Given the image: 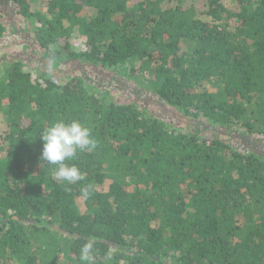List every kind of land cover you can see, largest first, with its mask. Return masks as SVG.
<instances>
[{"label": "trees", "instance_id": "obj_1", "mask_svg": "<svg viewBox=\"0 0 264 264\" xmlns=\"http://www.w3.org/2000/svg\"><path fill=\"white\" fill-rule=\"evenodd\" d=\"M0 1L55 63L148 85L196 125L117 102L84 74L57 81L2 62L0 264H82L90 239L94 264H264V156L212 135L264 140V0H47L45 15ZM61 119L97 142L68 161L83 174L70 185L40 160L41 133Z\"/></svg>", "mask_w": 264, "mask_h": 264}, {"label": "rangeland", "instance_id": "obj_2", "mask_svg": "<svg viewBox=\"0 0 264 264\" xmlns=\"http://www.w3.org/2000/svg\"><path fill=\"white\" fill-rule=\"evenodd\" d=\"M222 1L227 8L234 9L236 7L233 0ZM27 2L31 13L41 12L42 15L46 14L47 0H27ZM202 5L203 2L201 0H193V6L197 10ZM200 20L209 21L205 16H200ZM0 23L5 28V33L0 37V64L4 61L12 63L20 61L31 73L36 71L39 74H46L57 81H64L68 78L84 74L86 76L85 80L90 87L94 88L97 85L98 87H102L101 89L103 90H108L107 94L113 100L125 104L134 101L141 107H146L147 111L151 114L159 116L164 122L180 125L183 127L181 129L185 132L195 131V121L185 119L187 121L184 122L174 118L172 110L163 106L157 100L150 92L151 90L148 85L141 86L133 81L128 82L123 79L118 80L119 82L112 81L109 84V79H112L113 76L103 72L100 67H93L87 64L80 65L77 61L63 59L59 63H55L52 59L53 54L50 53L51 51H49V55L45 54L44 50H41L36 44L31 23L23 17L16 15L12 6L5 3L0 6ZM80 41L81 37L78 35L74 36L72 40L73 47L81 49ZM202 126L205 127L206 125ZM229 132H236V130L232 129ZM217 134L219 136L222 134L219 138L229 143L235 149L239 147L242 151H251L264 156V140L256 136H251L250 141H245L238 139L235 133L229 134L222 131H212V135Z\"/></svg>", "mask_w": 264, "mask_h": 264}, {"label": "clouds", "instance_id": "obj_3", "mask_svg": "<svg viewBox=\"0 0 264 264\" xmlns=\"http://www.w3.org/2000/svg\"><path fill=\"white\" fill-rule=\"evenodd\" d=\"M39 138L42 141L40 160L43 165L54 166L53 176L57 181L70 185L83 179L79 168L68 161L73 160L78 152L96 148L97 142L89 127L75 119L70 122L56 120L43 130ZM82 191L87 198L88 188ZM94 244V239H90L81 246L79 259L82 264H94Z\"/></svg>", "mask_w": 264, "mask_h": 264}]
</instances>
